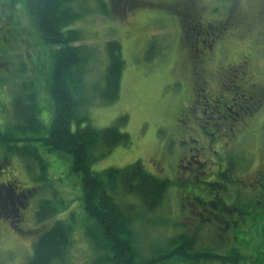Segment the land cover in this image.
I'll use <instances>...</instances> for the list:
<instances>
[{"label": "rangeland", "instance_id": "obj_1", "mask_svg": "<svg viewBox=\"0 0 264 264\" xmlns=\"http://www.w3.org/2000/svg\"><path fill=\"white\" fill-rule=\"evenodd\" d=\"M143 1L152 5L136 11L127 9L123 14L125 5L120 0H75L73 11L79 18L68 30L81 33L80 44L92 55L86 66L84 83L88 99L103 84V73L108 65L105 52L108 41L120 44L124 62L119 99L116 102L104 105L94 100L85 107L78 106L77 116H87L89 124L98 130L112 127L120 118L126 117V122L119 126V130L129 137V145L113 147L108 155L90 166V171L122 170L139 162L155 178L171 182L155 212H141L140 201L133 196L122 201L125 205L135 207L137 243L141 253L149 256L153 249L166 246L181 229L186 232V220L181 219L184 210L179 207L181 199L176 196V192L183 187L177 185L175 172L177 133L185 127L180 114L192 105L193 94L189 61L186 58L188 51L184 49L186 44L182 46L181 42L180 19L165 6L182 0ZM260 1L197 0V5L202 8L201 24L223 23L228 16L251 13L259 7ZM11 2L0 0V93L3 95L2 99L0 97V107L5 105L9 109L6 99L17 92L19 86L16 83L20 81L24 91L29 90L36 96L37 118L42 129L47 131L52 122L53 108L46 86L52 70L50 52L54 48L42 42L40 34L23 11V3L15 2L11 6ZM215 33L219 37L220 50L225 52L223 60H218L220 65H234L242 56L250 58L256 69L260 65L264 66V36L257 35V30L244 31L234 18L231 25L216 28ZM235 48L248 50L230 54L231 49ZM23 58L26 62L24 66ZM210 61L203 58L202 69L205 74L216 68ZM259 77L264 78V73L260 71ZM263 81L260 79L259 83ZM80 96L81 99L84 97ZM79 98L76 96V99ZM5 119L6 116L2 118L0 115V121ZM71 129L76 131L75 122ZM243 132L237 140L226 137L219 143L224 145L226 141L229 146H233L235 164L242 174L253 169L260 160L264 162V112L251 128ZM27 137L34 138L31 135ZM39 137L41 135L36 136L35 140ZM27 144L36 150L45 168L30 161L25 163L10 153V156L7 155L3 152L4 146L0 145V160L7 157L9 160L7 166L3 164L5 167L2 168L0 184L9 183L8 188L13 194L20 197L21 203H26L24 210L21 208L23 220L18 226L20 232L0 218V264H28L37 236L51 228L56 221H64L71 228L65 264H90L95 254L90 246L87 229L93 225L83 210L81 176L72 171L69 157L46 152L39 141L18 143V147ZM151 163L156 165L155 169ZM237 186L243 197H251L256 184L244 175ZM19 193L25 196V200L18 196ZM43 203L55 212L39 222L36 213Z\"/></svg>", "mask_w": 264, "mask_h": 264}, {"label": "trees", "instance_id": "obj_2", "mask_svg": "<svg viewBox=\"0 0 264 264\" xmlns=\"http://www.w3.org/2000/svg\"><path fill=\"white\" fill-rule=\"evenodd\" d=\"M11 1V6L15 2L23 3L24 13H27L29 23L40 34L42 42L54 48L50 52L52 70L46 86L52 100L53 116L48 130L44 131L37 118L36 96L29 90L18 91L12 102L13 124L5 129L4 134L0 133V145L25 163L30 161L41 168H45V164L41 163L32 145L18 147V143L39 141L46 152L70 158L72 171L81 176L83 210L93 225L87 229L95 254L90 264H176L195 260L187 256L197 243L185 234L171 237L166 246L153 249L149 256L141 253L134 228L135 207L122 202L133 196L140 201L141 212H155L168 191L169 180L155 178L139 162L122 170L90 171V166L108 155L113 147L128 146L130 142L129 137L119 130L126 117L120 118L112 127L98 130L89 124L87 116H77L79 105L85 107L94 100L111 105L119 99L124 66L120 44L116 41L105 44L108 65L103 73V84L88 99L84 83L86 66L92 55L80 44L81 33L68 30L79 18L73 11L75 0ZM182 1L178 3L187 7L189 0ZM120 2L130 11L152 5L143 0ZM182 14L177 15L183 22L185 17ZM80 94L84 96L82 99ZM73 122L76 123V131L71 129ZM28 135L34 138L30 139ZM38 135L41 137L35 140ZM54 212L43 203L36 213L37 220L42 222ZM70 229L64 221H56L51 228L38 235L28 264H65L71 240Z\"/></svg>", "mask_w": 264, "mask_h": 264}, {"label": "flooded vegetation", "instance_id": "obj_3", "mask_svg": "<svg viewBox=\"0 0 264 264\" xmlns=\"http://www.w3.org/2000/svg\"><path fill=\"white\" fill-rule=\"evenodd\" d=\"M187 3V7L178 2L165 5L178 15L182 12L181 16L185 17L179 23L182 46L186 44L184 49L188 51L186 58L193 94L192 105L180 114L185 127L177 133L175 178L177 185L183 188L176 196L181 199L179 207L184 210L181 219L186 220V232L181 229L176 236L185 234L193 238L196 248L187 257L196 259L176 264H264V162L260 160L253 169L242 174L235 164L233 146L226 141L224 145L219 144L226 137L237 140L245 129L260 119L264 112V81L259 83V80L264 78L259 77V72L264 73V66L256 69L250 58L242 56L234 65H220L218 60H223L225 52L220 50L219 37L215 33L216 28L231 25L235 18L244 31L254 29L257 35L264 36V0L251 13L228 16L223 23L205 26L201 24L202 8L197 0ZM125 8H122L124 13ZM244 50L248 49H231L230 54ZM203 58L211 60L216 66L214 71L205 74ZM22 63L23 66L26 63L24 58ZM16 85L19 86L17 92L6 99L9 109L5 105L0 107L1 117L6 116L5 121H0L2 134L13 124V98L18 91L24 90L20 81ZM5 150L3 152L10 156ZM8 163V157L0 160V177L3 176L2 168ZM155 166L151 163V167L155 169ZM244 175L256 184L251 197H243L237 186ZM8 186L9 183L0 184V218L20 232L21 208L24 210L26 203H21L20 197ZM19 195L25 200L23 194ZM185 203L188 206H184Z\"/></svg>", "mask_w": 264, "mask_h": 264}]
</instances>
